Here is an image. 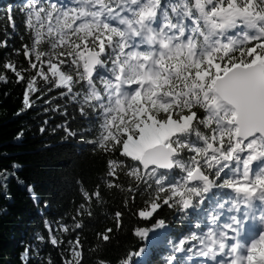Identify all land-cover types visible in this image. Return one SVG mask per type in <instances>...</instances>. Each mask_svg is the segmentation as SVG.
Instances as JSON below:
<instances>
[{
	"label": "snow or ice",
	"instance_id": "snow-or-ice-1",
	"mask_svg": "<svg viewBox=\"0 0 264 264\" xmlns=\"http://www.w3.org/2000/svg\"><path fill=\"white\" fill-rule=\"evenodd\" d=\"M21 11L30 43L14 46L9 8L3 95L23 89L17 115L33 100L64 115L71 105L83 127L40 132L79 138L103 170L92 188L76 180L71 223L45 217L20 264H141L144 244L114 260L110 247L131 216L145 222L132 229L140 241L165 230L167 209L189 226L163 264H264V0H25ZM22 167H0V189L14 178L32 193ZM100 214L111 223L90 239Z\"/></svg>",
	"mask_w": 264,
	"mask_h": 264
},
{
	"label": "trees",
	"instance_id": "trees-1",
	"mask_svg": "<svg viewBox=\"0 0 264 264\" xmlns=\"http://www.w3.org/2000/svg\"><path fill=\"white\" fill-rule=\"evenodd\" d=\"M24 3L25 0H0V37L8 27L6 17L8 9L11 8L18 25L16 34L12 37L15 47L30 43L29 33L25 31L23 24L24 13L21 11ZM8 31L11 32L10 27ZM2 51L0 50V55ZM17 59L26 63L22 55ZM4 90V86L0 84V167L9 166L13 161L22 165L17 175L34 188V191L29 193L23 185L10 178L8 189H0V264H20L19 255L25 245L40 243L36 239L37 232L46 235L43 227L45 217L50 221L61 220L63 217L62 222L71 223L70 217L81 200L76 180L83 179L87 187H94L102 173L103 163L101 158L91 151L90 146L79 138H63L59 130L40 132L42 126L51 129L65 122L73 128L83 127L85 122L71 105L68 106V114L64 115L61 111H44L49 105L33 100L31 109H25L17 115V111L23 107V89L14 84L7 89L8 96L3 95ZM21 129L24 135L17 140L16 133ZM33 195L41 201H47L48 207L34 205ZM107 198L109 208L118 207L121 203V194L113 193ZM161 211L166 229H158L157 237H154L153 233L149 234L147 241H140L135 237L132 229L145 222L131 216L127 219V227L110 248L119 247L120 256L129 246L139 247L144 244L145 253L141 264H163V257L168 252L167 240L169 237H179L187 230L189 222L181 223L172 209ZM91 223L93 227L87 232L90 239L97 227H103L111 221L100 214ZM48 252L55 258L50 244H46L42 249V254Z\"/></svg>",
	"mask_w": 264,
	"mask_h": 264
},
{
	"label": "rangeland",
	"instance_id": "rangeland-1",
	"mask_svg": "<svg viewBox=\"0 0 264 264\" xmlns=\"http://www.w3.org/2000/svg\"><path fill=\"white\" fill-rule=\"evenodd\" d=\"M155 237L158 236V233L154 235ZM119 247L117 248H110L109 252H108V255H109V258L111 259H116L118 256H119Z\"/></svg>",
	"mask_w": 264,
	"mask_h": 264
}]
</instances>
